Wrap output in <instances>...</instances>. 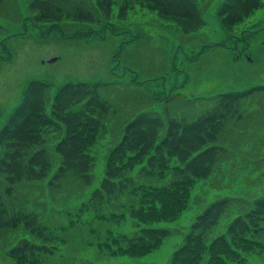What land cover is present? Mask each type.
I'll list each match as a JSON object with an SVG mask.
<instances>
[{"label":"trees","instance_id":"obj_1","mask_svg":"<svg viewBox=\"0 0 264 264\" xmlns=\"http://www.w3.org/2000/svg\"><path fill=\"white\" fill-rule=\"evenodd\" d=\"M8 1L13 5L0 17L25 18L18 0H0V6ZM136 4L155 9L184 32L205 23L196 0H28L26 6L34 23L61 26L62 21L72 19L77 21L71 23L102 24L103 29L110 26L115 32V22L123 20ZM262 5L264 0H223L218 14L226 28L232 29ZM97 30L90 26L83 31L73 29V34ZM0 33L6 52L0 56L8 58L5 39L11 32L0 23ZM63 36L69 35L63 32ZM120 84L126 85L101 79L67 81L53 92L49 81L31 78L26 82L20 102L0 130V247L16 264H45L44 257L57 247L39 212L19 199L21 185L46 182L55 192L64 190L69 178L77 179L80 186L90 185L95 165L90 148L108 123L118 120L120 132L109 148L103 178L88 198L90 207L102 217L110 208L116 216L128 212L147 222L173 218L185 205L194 179L209 177L234 149L225 143L227 131L241 121L249 123L255 108L247 101L264 90V85H254L196 97L179 93L180 102L173 107L166 95L162 111H157L139 106L138 95L122 92ZM119 111L122 117L118 118ZM254 126L241 127V134ZM50 147L60 157L56 167ZM138 163V171L133 172ZM136 173L142 176L139 181ZM261 173L264 178V166ZM234 200V196L223 195L205 204L183 231L168 264H201L207 253L204 264L244 261L242 251L257 248L264 236V191L253 196L224 230L212 233ZM19 229L30 236H18L11 242L10 236ZM174 231L166 226H141L133 237L123 235L127 243L118 250L143 254Z\"/></svg>","mask_w":264,"mask_h":264},{"label":"rangeland","instance_id":"obj_2","mask_svg":"<svg viewBox=\"0 0 264 264\" xmlns=\"http://www.w3.org/2000/svg\"><path fill=\"white\" fill-rule=\"evenodd\" d=\"M196 1L205 20L196 30L184 32L172 20L159 16L155 9L136 4L123 20L115 22L113 32L110 26L103 29L102 24L71 23L77 21L72 19L62 21L61 26L34 23L26 6L28 0H18L25 18L15 21L0 17V23L11 32L5 39L10 56H0V130L20 102L25 84L31 78L51 82L53 92L67 81L124 82L125 86L118 85L122 92L137 94L139 106L148 105L157 111H162L166 95L170 96L168 103L173 107L180 102L179 93L196 97L264 85V5L228 29L218 14L223 0ZM12 5L0 6V13H6ZM116 11L117 3L114 16ZM90 26L98 29L97 32L73 34V29L83 31ZM63 32L69 36H63ZM2 38L3 33H0V54L6 53ZM255 97L247 101L250 108H255L247 120L249 123H235L234 131L226 133L225 143L229 149H234L209 177L194 179L187 189L185 205L173 218L147 222L128 212L116 216L110 208L102 217L88 204L91 191L100 184L105 173L109 148L120 132L118 120L108 123L91 145L95 165L90 185L80 186L81 182L74 178L67 179L65 189L56 192L51 191L46 182L21 185L19 199L29 202L39 212L57 246L55 252L44 257L45 264H168L183 233L204 205L219 196L231 195L236 200L212 233L224 230L228 221L243 210L253 196L264 191L261 173L264 90ZM119 117H122L121 111ZM249 125L256 126L241 134V127ZM232 140L234 143L229 145ZM51 147L56 167L60 157ZM139 166L140 163L136 164L133 172L138 171ZM140 179L142 176L136 173V180ZM144 225L166 226L175 231L143 254L120 252L118 247L127 243L123 235L133 237ZM15 233L10 236L11 242L18 236H30L24 229ZM259 240L262 242L257 248L242 251L244 261L229 260L228 264H264V236ZM207 257L208 253L203 255L202 261ZM0 264H16L1 247Z\"/></svg>","mask_w":264,"mask_h":264},{"label":"water","instance_id":"obj_3","mask_svg":"<svg viewBox=\"0 0 264 264\" xmlns=\"http://www.w3.org/2000/svg\"><path fill=\"white\" fill-rule=\"evenodd\" d=\"M55 58H57V57H53L52 59H55Z\"/></svg>","mask_w":264,"mask_h":264}]
</instances>
